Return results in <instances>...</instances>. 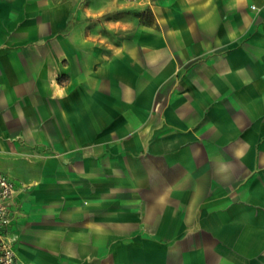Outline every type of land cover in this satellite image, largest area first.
<instances>
[{
	"label": "crops",
	"instance_id": "obj_1",
	"mask_svg": "<svg viewBox=\"0 0 264 264\" xmlns=\"http://www.w3.org/2000/svg\"><path fill=\"white\" fill-rule=\"evenodd\" d=\"M0 172L20 264H264V0H0Z\"/></svg>",
	"mask_w": 264,
	"mask_h": 264
},
{
	"label": "built area",
	"instance_id": "obj_2",
	"mask_svg": "<svg viewBox=\"0 0 264 264\" xmlns=\"http://www.w3.org/2000/svg\"><path fill=\"white\" fill-rule=\"evenodd\" d=\"M15 190L14 180L0 172V264H20L15 250V237L10 229L17 215L12 203Z\"/></svg>",
	"mask_w": 264,
	"mask_h": 264
}]
</instances>
